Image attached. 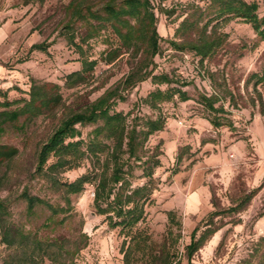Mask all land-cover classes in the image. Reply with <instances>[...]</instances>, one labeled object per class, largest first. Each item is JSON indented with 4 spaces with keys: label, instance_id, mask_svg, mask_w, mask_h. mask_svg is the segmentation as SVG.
Segmentation results:
<instances>
[{
    "label": "rangeland",
    "instance_id": "1",
    "mask_svg": "<svg viewBox=\"0 0 264 264\" xmlns=\"http://www.w3.org/2000/svg\"><path fill=\"white\" fill-rule=\"evenodd\" d=\"M99 1V0H97ZM256 1L258 14L264 15V0ZM70 0H0V99L6 93L9 100L27 98L31 80L59 84L64 105L56 112L34 119L23 130L8 126L0 136L1 144L18 148V155L0 165V200L7 201L11 220L39 238L69 237L75 239L81 230L89 235L76 264H123L119 229L108 226L105 216L95 212L94 185L86 184L82 193L72 195L73 217L64 225L44 227L50 212L37 207L34 215L26 212V203L18 198L27 188L32 195L51 203L64 205L62 194L36 173V154L69 111L95 101L106 90L119 86L138 61L125 49L112 63L104 53L119 46L111 28L84 44L92 59L98 63L89 81L73 88L66 87L65 77L81 67L79 55L68 44L65 25ZM192 0H151L157 17V31L162 37L160 52L155 56V74L167 73L178 81L190 99L159 103L152 108L147 98L156 90H165L151 78L125 91L126 100L117 101L115 109L128 114V121L142 124L146 119L165 118L164 130L152 135L145 144L146 155L157 153L161 166L155 170L159 186L152 202L146 207L142 224L156 241H161L167 230V212L176 211L182 221L179 242L181 264H188L185 247L192 230L210 221V213L234 207L252 190L259 188L253 198L239 211L222 212L214 217L211 227L218 231L208 238L193 255L190 264H243L259 248L264 251V41L257 45V36L249 23L232 19L219 31L227 38L211 57L203 61L190 51L172 49L175 29L190 11ZM203 5V4H201ZM76 35H84L86 26L78 22L72 27ZM78 40V38H77ZM45 43V51L32 50L34 44ZM257 45V46H256ZM215 96V107L225 112L216 116L227 125L214 127L210 120L214 112L199 100V96ZM22 121V120H21ZM94 125L80 127L82 136ZM182 154L179 162L177 157ZM89 167L84 162L79 168L62 173L63 181H73ZM140 170H136L135 183ZM199 194V208L189 211L187 200ZM63 215H59L61 219ZM7 253L0 240V264ZM260 254L253 256L257 264Z\"/></svg>",
    "mask_w": 264,
    "mask_h": 264
},
{
    "label": "trees",
    "instance_id": "2",
    "mask_svg": "<svg viewBox=\"0 0 264 264\" xmlns=\"http://www.w3.org/2000/svg\"><path fill=\"white\" fill-rule=\"evenodd\" d=\"M29 2L25 0L26 4ZM189 7L190 11L175 29L176 39L169 41L172 49L193 52L203 61L223 46L227 33L219 30L232 19L243 20L252 26L258 38L257 45L264 41V15L258 14L256 1L192 0ZM66 9V37L68 44L78 53L81 64L79 69L66 75V87L73 88L89 81L98 61L89 56L84 44L108 27L117 37L119 46L103 54L106 62L112 63L123 49L134 57L140 55V58L119 86L106 90L95 101L69 111L40 144L36 154V173L52 189L61 192L64 205L32 195L27 188L18 198L25 201L30 216L41 206L50 212L44 227L64 225L73 217L71 196L82 193L86 184H93L96 214L105 216L108 226L118 228L123 236V264H181L178 244L182 238V221L176 211L167 212V230L161 241L154 240L141 227L146 219V207L158 190L155 170L161 166L157 153L145 154V144L152 135L164 130L166 120L159 115L142 121V124L137 121L130 124L128 114L115 109L117 101L126 100L125 91L149 78L158 85H167L164 91L156 89L149 94L147 102L152 108L172 101L175 95L183 102L190 99L181 87L172 86L178 81L169 74L154 73V58L160 52L162 37L157 31V17L151 0H70ZM78 22L86 26L84 35H76L71 30ZM31 49L45 51L47 46L43 42L32 45ZM2 94L0 136L8 126L23 130L34 119L52 114L64 105L60 85L48 81L32 79L27 98L9 100L6 93ZM199 100L214 112L210 120L214 127L228 124L216 116L225 112L223 107H215L217 97L200 95ZM88 125H94V128L84 138L80 127ZM18 153V148L0 143V165L12 161ZM181 159L182 154H179L176 162ZM84 162L89 163L84 174L73 181L62 180V173L79 168ZM136 170L141 171L139 178L144 179L137 184L134 182ZM258 190H252L234 207L211 212L210 218L222 212L241 210ZM10 215L7 201L0 200V240L7 250L2 264H76L81 250L88 245L89 235L83 230L75 239L64 236L42 239L15 225ZM59 215L63 217L58 219ZM212 219L203 224L204 229L198 237L201 227L197 225L192 230L190 242L185 247L188 264L208 238L218 231V228L211 227ZM260 251L258 247L253 249L243 264H253V256H258ZM257 264H264V251Z\"/></svg>",
    "mask_w": 264,
    "mask_h": 264
},
{
    "label": "crops",
    "instance_id": "3",
    "mask_svg": "<svg viewBox=\"0 0 264 264\" xmlns=\"http://www.w3.org/2000/svg\"><path fill=\"white\" fill-rule=\"evenodd\" d=\"M187 203H188L189 211L195 212L199 208V203H200L199 194L194 192V194H192L188 198Z\"/></svg>",
    "mask_w": 264,
    "mask_h": 264
}]
</instances>
